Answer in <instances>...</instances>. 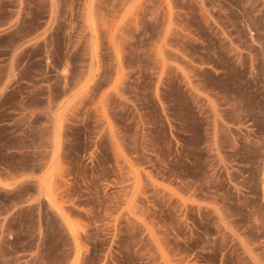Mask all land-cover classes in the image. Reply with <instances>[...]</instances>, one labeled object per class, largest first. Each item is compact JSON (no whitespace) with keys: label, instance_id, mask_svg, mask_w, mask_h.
Returning a JSON list of instances; mask_svg holds the SVG:
<instances>
[{"label":"rangeland","instance_id":"374dc122","mask_svg":"<svg viewBox=\"0 0 264 264\" xmlns=\"http://www.w3.org/2000/svg\"><path fill=\"white\" fill-rule=\"evenodd\" d=\"M0 264H264V0H0Z\"/></svg>","mask_w":264,"mask_h":264}]
</instances>
